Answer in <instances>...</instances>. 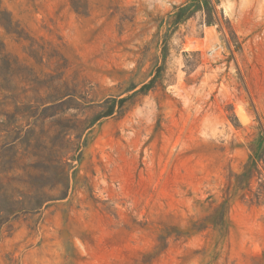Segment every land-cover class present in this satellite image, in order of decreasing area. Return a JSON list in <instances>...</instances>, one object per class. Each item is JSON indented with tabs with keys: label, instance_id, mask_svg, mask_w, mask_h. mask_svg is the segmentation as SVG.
<instances>
[{
	"label": "rangeland",
	"instance_id": "obj_1",
	"mask_svg": "<svg viewBox=\"0 0 264 264\" xmlns=\"http://www.w3.org/2000/svg\"><path fill=\"white\" fill-rule=\"evenodd\" d=\"M5 57L35 149L0 151V208L29 164L53 188L0 264H264V0H0Z\"/></svg>",
	"mask_w": 264,
	"mask_h": 264
},
{
	"label": "trees",
	"instance_id": "obj_2",
	"mask_svg": "<svg viewBox=\"0 0 264 264\" xmlns=\"http://www.w3.org/2000/svg\"><path fill=\"white\" fill-rule=\"evenodd\" d=\"M9 61L5 58H2V65L0 66V89L3 91L9 90V82L10 78L7 74V67H9ZM12 99V104L14 106V112L12 114L6 113L3 111L2 107H5V103L0 102V116L7 117L9 119L8 124H4V122L0 121V129L7 132V136L5 137V141L0 144V151L5 153H11L12 158L17 154V148L19 146H25V152L29 149H35L34 142L30 138V136L22 135V130L19 127H15L11 129L12 125L16 123V117L21 115L24 119H28L30 117H34L36 115L35 109L33 106L24 105V108H21L17 105L15 99ZM113 113V110H109L101 117L110 116ZM99 120V119H98ZM96 120V121H98ZM264 142V137L262 138ZM80 147L76 150L78 153L77 157H72L71 160H79L80 159V150L82 145L79 144ZM255 158L249 157L248 162L243 167V172L239 175V178L244 177V182L249 180V174L256 165ZM62 164V163H59ZM65 165L60 166V176L65 178L67 177L68 171L65 170V167H70L66 162L63 163ZM27 179L28 181L22 182L24 186V190L18 194L19 198H13L12 195H6L3 192L4 200L7 205L5 208H0V220L6 222L10 217H15L19 214L33 213L38 212L40 208L48 202L50 199L47 195L44 194L45 189H52L53 184L51 182L46 181L50 178V171L47 166L39 167L36 164H29L27 166ZM68 169V170H69ZM223 210H225V205L222 204L214 211L215 216L218 217L213 218L214 220L211 223L215 226V230L217 232L222 231L223 220H219V214H223ZM6 218V219H5Z\"/></svg>",
	"mask_w": 264,
	"mask_h": 264
}]
</instances>
